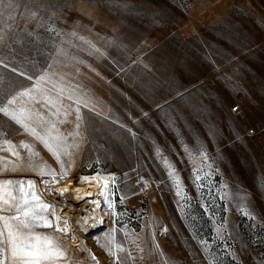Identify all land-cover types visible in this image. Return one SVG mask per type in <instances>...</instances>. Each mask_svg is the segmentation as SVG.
I'll list each match as a JSON object with an SVG mask.
<instances>
[{"label":"crops","instance_id":"1","mask_svg":"<svg viewBox=\"0 0 264 264\" xmlns=\"http://www.w3.org/2000/svg\"><path fill=\"white\" fill-rule=\"evenodd\" d=\"M172 7L173 18L166 22L153 18L132 45L120 43L119 53L114 52L116 40L123 37L116 26L109 32L108 22L122 23L123 17L105 16V33L99 37L91 18L82 32L75 22L65 28L62 18L52 17L42 23L48 25L41 31L16 39L17 53L8 62L0 60V90L12 95L28 91L47 73L52 83L63 76L64 84L78 85V95L88 103L80 105L82 139L72 135L77 130L73 102L63 100L70 113L65 118L52 116L54 110L37 92L31 95L40 103L19 97L13 107L32 112V126L40 125L37 131L42 135V128H49L47 121L55 123L47 138L59 145L60 160L0 114V129L20 154L17 159L7 144H0V157L19 165L16 171L5 172L0 164V176L38 174L43 165L55 174L92 167L116 176L117 195L129 208L146 198L144 189L151 184L166 199L168 186L169 208L154 213L169 216L168 223L157 225L160 228L209 231L205 204L210 199L224 200L215 208L224 215V227L236 230L242 215L238 205H247L253 219L264 226V0H177ZM41 87L57 95L50 83ZM22 142L38 153L31 161L37 167L28 166L29 150L21 147ZM185 145L202 146L212 159L205 162ZM165 158L179 177V194ZM194 169L212 179L211 193L195 179ZM181 195L188 200L184 209L172 203ZM68 249L73 251L70 245ZM251 255L254 264H264V248L251 250ZM71 261L92 264L82 257Z\"/></svg>","mask_w":264,"mask_h":264},{"label":"rangeland","instance_id":"2","mask_svg":"<svg viewBox=\"0 0 264 264\" xmlns=\"http://www.w3.org/2000/svg\"><path fill=\"white\" fill-rule=\"evenodd\" d=\"M108 1H112V3ZM174 1L177 0H0V3L4 5L0 7V14L4 18L2 29L4 39L0 41V60L8 62L10 55L17 53L16 39L24 38L25 33L41 31L42 27L48 25L42 23L51 22L52 17L62 18L60 21L65 28H72L73 22H75L74 26H80L82 32L90 26L88 19L91 18L92 22H96L98 37L99 33H105V16H108L109 19L113 17L125 18L126 20H123L122 23L120 20L116 21V24L108 22V31H114V26H116L115 31L123 37L116 40L117 48L114 49V52L119 53L120 43L132 45L140 34L141 28H147L148 22L153 18L161 22L173 18L172 4ZM9 3L15 4V7L10 11L7 10ZM26 9L28 10L26 11ZM30 11L35 12L32 18L29 16ZM73 17L80 18V21L73 20ZM102 38L104 39V37ZM114 38L115 35L108 42H112ZM98 42L104 44L105 40L98 39ZM97 172L92 167H84L67 173L59 183H55L53 176L49 175L52 178L49 185L52 187L49 190V185L47 186L48 195L52 197L64 184H82L81 177H92ZM38 175L37 173H12L0 176V180L34 181V190L43 201L52 205L37 190ZM61 175L63 174H55L56 179H60ZM211 180L210 177L205 176L201 181L200 184L205 192L210 191L211 193L212 187H215ZM117 186L116 183L115 193L111 196L114 201L113 209L104 208L106 226L90 235L81 231V235L90 249L99 257V261L93 264H112L114 261L105 247H102L106 243V232L114 235L117 242L121 243L130 254L128 264H210V261H213L214 264H249V262L254 264L251 250L264 248V226L256 222L255 219L241 215L237 226H235V231L224 227V215H222V211L217 213L215 209L218 204L224 203L223 199H210L206 202L207 205L205 204L209 210V231L176 232L169 230L164 225L161 228L157 226L159 223H168L169 216L167 214L165 217L154 215L159 208L165 211L169 208L170 188L168 186L164 191L165 199L163 193L159 194L157 186L151 184L144 189L146 198L135 205V208H129L124 202H121L116 192ZM197 187L199 188V186ZM173 192L174 190L171 191V193ZM172 203L178 208L184 209L188 205V200L184 198V195H181ZM113 211L117 215H112ZM49 218L53 219V216L50 215ZM40 231L49 232L52 229H40ZM60 236L67 248L68 245L73 247V251L68 252V256L73 262L77 261L79 257L87 259L85 253L74 248L65 236ZM200 241H207L208 247L206 248Z\"/></svg>","mask_w":264,"mask_h":264},{"label":"snow or ice","instance_id":"3","mask_svg":"<svg viewBox=\"0 0 264 264\" xmlns=\"http://www.w3.org/2000/svg\"><path fill=\"white\" fill-rule=\"evenodd\" d=\"M3 6L4 5L0 3V7ZM14 7V3L7 4V10L9 11ZM27 10L28 9H26V11ZM34 15V11L29 12L30 18L34 17ZM3 26L4 18L3 15L0 14V41L4 39L2 31ZM96 51L99 50L96 49ZM78 63H82V61ZM21 75H23V73H21ZM64 80L65 77L61 76L55 83H52V78L46 73L39 78L35 88L28 91L12 95L8 91L0 90V114L22 127L26 132L43 143L58 161L60 160V155L56 148L59 147V145L54 146L50 144L47 138L50 135L51 129L55 128V123L51 120L47 121L49 128H42L44 132L42 135L40 131H37V127H40V125L36 127L32 126L34 123L33 113L24 108H14L13 105H16L19 97H29L34 103H40V101H36L31 95V92H37L42 96L44 105L54 110L51 111L52 116H60L63 114L64 117L67 118L70 113L63 105V100L67 99L76 105L74 111L76 113L77 130L72 133V135L83 139V134L79 131L82 127L80 122L83 120V117L80 115V105L84 104L87 106L88 101L85 97L78 95V85L71 87L64 84ZM44 83L51 84V91L57 93L55 97L49 95L48 91L41 87ZM63 122L64 120L60 121V123ZM83 126L86 131L87 125L84 124ZM59 138L61 137L58 136L57 139ZM0 144H7V150L10 154L20 159L19 152H17L15 146L7 140L2 129H0ZM72 146L79 148L80 145L79 143H74ZM21 147L29 150L30 162L28 166L30 168L37 167V165L31 161L32 157L38 155V153H35L32 147L26 143L22 142ZM184 147L190 154L195 152L200 155L205 162L212 159L209 157L207 150L202 146L189 148L188 145H185ZM157 151L159 152V149ZM64 152L66 155H70L67 149H64ZM164 163L170 167L169 175L173 176L179 194L181 191L179 177L175 176V169L170 166L166 158ZM0 164L4 165L3 171L5 172H14L19 167V165L13 161L5 160L2 157H0ZM46 169L47 165H43L38 174L41 176L51 174L55 183L61 182L67 174V170H64V174L57 180L55 173H49ZM194 171L197 172L195 179L197 181H202L204 177L198 174L199 170L194 169ZM205 175H207V173ZM97 177L101 179L97 180ZM93 180H96L98 184L102 181L103 186L99 194L103 197L106 207L108 209H113L114 201L111 199V196L115 193L116 176L111 173L105 174L103 171H100L93 177H81L80 182L87 183ZM51 187L52 185H49V190H51ZM34 189V181L0 180V264H72L68 256L70 250L63 243L62 237L56 234L60 232H69L70 230L66 227L63 229L60 228V218L55 215V205L43 201L41 196ZM105 190H107V194ZM60 195L63 196V192H61ZM93 202H95V200ZM121 202H123V197H121ZM97 206L99 207V204H97ZM238 211L245 217L254 218L252 213L248 211L247 205H238ZM111 214L117 215L114 211L111 212ZM50 215L53 216L54 219H50ZM64 223L67 225L68 221H64ZM100 223H103V221L101 220ZM77 227H79V224H77ZM93 227H95V225H93ZM40 229H52V231L43 232L40 231ZM105 237L106 243L102 245V247H105L108 254L113 257L114 264H128L130 254L127 253L123 245L117 242L116 237L111 233L106 232ZM72 238L75 239L74 236ZM200 243L206 248L208 247L207 241H200ZM210 264H214V262L210 261Z\"/></svg>","mask_w":264,"mask_h":264},{"label":"bare ground","instance_id":"4","mask_svg":"<svg viewBox=\"0 0 264 264\" xmlns=\"http://www.w3.org/2000/svg\"><path fill=\"white\" fill-rule=\"evenodd\" d=\"M93 176H96V173ZM100 179V177H97V180ZM51 182V176L38 175L36 185L37 190L44 198L55 205V215L60 218V228L66 227L70 230L59 234L65 236L68 242L78 251L85 253L89 262L93 264L99 261V257L90 249L81 235V231L90 235L106 226L104 213L106 205L103 197L99 194L103 186L102 181L100 184L96 180L82 184H64L52 197L48 195L47 188ZM61 192H63V196L60 195ZM105 192L107 194V190ZM94 200L95 202H93ZM97 204H99V207ZM101 220L103 223H100ZM64 221H68V224L65 225ZM77 224H79V227H77ZM73 236L75 239L72 238ZM113 263L114 261H112Z\"/></svg>","mask_w":264,"mask_h":264},{"label":"built area","instance_id":"5","mask_svg":"<svg viewBox=\"0 0 264 264\" xmlns=\"http://www.w3.org/2000/svg\"><path fill=\"white\" fill-rule=\"evenodd\" d=\"M237 108V105L231 107V111H235ZM248 133H253V129H248Z\"/></svg>","mask_w":264,"mask_h":264}]
</instances>
